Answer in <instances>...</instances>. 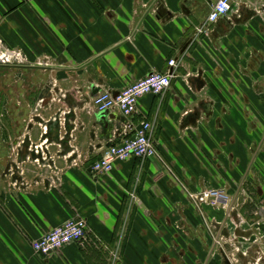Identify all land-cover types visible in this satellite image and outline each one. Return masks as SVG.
I'll use <instances>...</instances> for the list:
<instances>
[{
	"label": "crops",
	"instance_id": "1",
	"mask_svg": "<svg viewBox=\"0 0 264 264\" xmlns=\"http://www.w3.org/2000/svg\"><path fill=\"white\" fill-rule=\"evenodd\" d=\"M215 1L0 0V39L24 58L0 65V264H264V0H233L198 35ZM170 59L169 87L130 116L108 110L125 120L105 131L92 97ZM142 120L158 157L93 172ZM183 187H224L233 206L202 204L208 229ZM75 217L83 241L33 251ZM232 222L243 240L219 241Z\"/></svg>",
	"mask_w": 264,
	"mask_h": 264
},
{
	"label": "built area",
	"instance_id": "2",
	"mask_svg": "<svg viewBox=\"0 0 264 264\" xmlns=\"http://www.w3.org/2000/svg\"><path fill=\"white\" fill-rule=\"evenodd\" d=\"M233 0H216L210 7L209 14L205 22L195 27V32L206 33L211 24L220 18H225L231 11ZM24 63L23 55L19 50L9 49L4 46L0 39V65ZM176 61L170 59L166 72H151L146 76L132 82L122 88L116 94L108 91L98 92L92 97V108L96 112L103 110L117 109L124 116H130L137 110V102L140 97L146 94L158 95L163 93L170 85L171 78L175 76L173 67ZM152 123L142 120L134 128L133 134L123 139L119 143H112L104 148L98 159H96L91 169L97 173L110 172L116 161H124L130 158H140L142 160L157 158L158 151L151 136ZM190 194L197 208L200 210L202 204H209L213 207L222 208L226 214L229 213V195L225 188L203 189L196 194ZM134 197V196H132ZM135 198V197H134ZM87 223L81 217L68 219L62 224L54 227L40 238L31 242L34 252L41 255H49L60 250L63 246L71 242H81L86 238ZM259 260V258L257 259Z\"/></svg>",
	"mask_w": 264,
	"mask_h": 264
},
{
	"label": "rangeland",
	"instance_id": "3",
	"mask_svg": "<svg viewBox=\"0 0 264 264\" xmlns=\"http://www.w3.org/2000/svg\"><path fill=\"white\" fill-rule=\"evenodd\" d=\"M1 106H2V103H0V107ZM1 109H2V107H1ZM0 125H1V117H0ZM257 135L258 134H255V135L254 134H251L250 135V138L252 140V144L255 142V139L257 138ZM209 188H211V187L201 188V189L196 190V191H189V190H187V188L183 187V191L187 195V197L190 199V194L189 193L196 194V193H199V191H201L203 189H209ZM212 188H224V187H212ZM198 211H199V218H202L203 219L204 224H208V227L207 228L210 229L211 226L213 227V223L211 222V220L209 219V217L207 218L206 214L205 213H202L201 210H198ZM176 217H178V216H172V221H174L173 229H172V232H171L172 233V236H171L172 241H175L174 240V239H176L175 236H177L178 233L181 232L178 229V226L176 225V221L174 220ZM239 226L232 222V224H230V226H227V227L223 228V234H221V236L219 238V241L224 240V241H228V242H231V243L232 242L236 243L237 241H240L241 242L243 240L242 237H244L243 236L244 234H243V231L241 229H239ZM208 232H209V237H211V234H210V231L209 230H208ZM156 233H157V231H156ZM165 233H166V231H165ZM213 239H214V237L212 238V240ZM236 246H241V245L239 243H237ZM119 250H120V248H113L112 251H111V253L113 255H118L119 254ZM171 250H172V253L171 254H176V252L178 251V248L176 246L172 245L171 246ZM229 252L231 253V251H229Z\"/></svg>",
	"mask_w": 264,
	"mask_h": 264
},
{
	"label": "water",
	"instance_id": "4",
	"mask_svg": "<svg viewBox=\"0 0 264 264\" xmlns=\"http://www.w3.org/2000/svg\"><path fill=\"white\" fill-rule=\"evenodd\" d=\"M116 116H117L116 113L110 114L108 113V110H103L102 112L99 113L97 118H99V122L101 121V123L103 124V128L105 129V131H108L109 133H111L113 129H119L121 122H124L125 120V118H122V117L117 118ZM106 117L112 122L106 123L104 121ZM116 119L118 121L114 122Z\"/></svg>",
	"mask_w": 264,
	"mask_h": 264
},
{
	"label": "flooded vegetation",
	"instance_id": "5",
	"mask_svg": "<svg viewBox=\"0 0 264 264\" xmlns=\"http://www.w3.org/2000/svg\"><path fill=\"white\" fill-rule=\"evenodd\" d=\"M226 192H227V191H226ZM248 193H249L248 190H246V194H247V195H248ZM248 200H249V199H248ZM248 200H247V201H248ZM228 203H229V206H231V207L233 206V204H231V200H230V198H229V202H228ZM244 204H245V203H244Z\"/></svg>",
	"mask_w": 264,
	"mask_h": 264
}]
</instances>
